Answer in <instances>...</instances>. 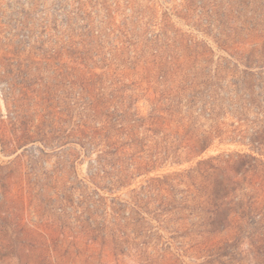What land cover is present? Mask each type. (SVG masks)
Returning <instances> with one entry per match:
<instances>
[{
    "label": "rangeland",
    "instance_id": "374dc122",
    "mask_svg": "<svg viewBox=\"0 0 264 264\" xmlns=\"http://www.w3.org/2000/svg\"><path fill=\"white\" fill-rule=\"evenodd\" d=\"M0 264H264V0H0Z\"/></svg>",
    "mask_w": 264,
    "mask_h": 264
}]
</instances>
